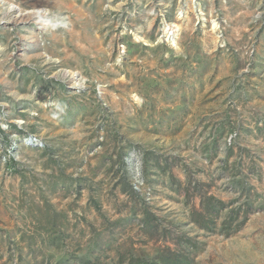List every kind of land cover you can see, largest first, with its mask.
<instances>
[{
	"label": "rangeland",
	"instance_id": "obj_1",
	"mask_svg": "<svg viewBox=\"0 0 264 264\" xmlns=\"http://www.w3.org/2000/svg\"><path fill=\"white\" fill-rule=\"evenodd\" d=\"M164 257L264 264V0H0V264Z\"/></svg>",
	"mask_w": 264,
	"mask_h": 264
},
{
	"label": "bare ground",
	"instance_id": "obj_2",
	"mask_svg": "<svg viewBox=\"0 0 264 264\" xmlns=\"http://www.w3.org/2000/svg\"><path fill=\"white\" fill-rule=\"evenodd\" d=\"M216 27H218V26L216 25ZM162 31H163L162 37L164 39L168 40L173 45H175L177 43V37L179 34V32H178L179 31V25L173 24V23H165Z\"/></svg>",
	"mask_w": 264,
	"mask_h": 264
},
{
	"label": "trees",
	"instance_id": "obj_3",
	"mask_svg": "<svg viewBox=\"0 0 264 264\" xmlns=\"http://www.w3.org/2000/svg\"><path fill=\"white\" fill-rule=\"evenodd\" d=\"M205 209L207 210V212H210V210H212L210 201L207 203ZM160 264H183V261L177 258L170 260V257H164L163 260H161Z\"/></svg>",
	"mask_w": 264,
	"mask_h": 264
},
{
	"label": "water",
	"instance_id": "obj_4",
	"mask_svg": "<svg viewBox=\"0 0 264 264\" xmlns=\"http://www.w3.org/2000/svg\"><path fill=\"white\" fill-rule=\"evenodd\" d=\"M161 39H162V37H161Z\"/></svg>",
	"mask_w": 264,
	"mask_h": 264
}]
</instances>
